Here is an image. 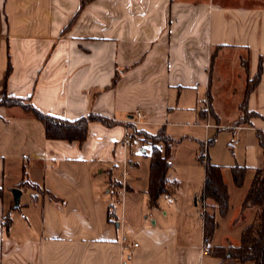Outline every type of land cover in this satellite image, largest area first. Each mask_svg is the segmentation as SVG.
<instances>
[{
    "label": "crops",
    "instance_id": "crops-1",
    "mask_svg": "<svg viewBox=\"0 0 264 264\" xmlns=\"http://www.w3.org/2000/svg\"><path fill=\"white\" fill-rule=\"evenodd\" d=\"M80 1L0 0V99L21 98L66 121L95 114L114 123H91L84 143H66L47 140L42 123L22 108L0 106V264H251L213 252L239 244L253 220L240 206L264 166L256 137L264 136V0H94L82 9ZM259 66L260 81L247 99L257 116L238 133L234 165L225 173L209 159L223 168L229 210L225 216L212 210L217 226L206 240L197 151L183 161L187 200L177 195L172 159L166 178L178 183L176 193L150 208L151 145L134 130L175 136L171 129H180L182 140H193L196 127L211 120L218 130L230 112L231 134ZM206 107L217 121L200 120ZM135 110L145 119L125 126ZM131 130L134 139L124 148ZM137 152L149 159L145 187L134 172ZM123 161L134 175L119 201L121 186L114 185ZM234 166L247 169L241 187L232 182ZM17 187L28 195L22 208L11 196Z\"/></svg>",
    "mask_w": 264,
    "mask_h": 264
},
{
    "label": "trees",
    "instance_id": "trees-1",
    "mask_svg": "<svg viewBox=\"0 0 264 264\" xmlns=\"http://www.w3.org/2000/svg\"><path fill=\"white\" fill-rule=\"evenodd\" d=\"M92 1L94 0H81L80 8H84ZM75 19L76 17L71 20V24ZM68 27L69 26H67L66 29H68ZM261 71V66H259L256 75L247 82L243 99L239 105V118L235 126H243L247 124L250 119L257 116L247 109V99L249 94L257 87L260 81ZM9 72L10 67H8L7 74H9ZM208 100L210 101V95H208ZM0 106L6 108L20 107L25 112L30 113L35 119L42 123L47 140L82 144L86 140L87 128L91 123H101L105 126L114 125L113 122L105 117L95 114H89L75 121L55 118L43 114L21 98L3 96L0 99ZM208 116H211L217 121L215 114L207 107L199 113L201 121H204ZM134 134L146 136L151 140L157 141V143L151 145L149 153V181L146 191L148 206L150 208H155L157 207L160 197H174L178 187L177 182H169L166 178L167 172L171 167V155L175 142L167 136L164 131H160L156 135H150L134 130ZM256 137L264 157V136L259 131L256 133ZM208 144H210V142H208ZM198 160L202 163L204 169L202 198L208 203L203 214V232L205 239L209 240L217 226V221L212 210L216 209L220 216H225L229 210V193L223 179V168L213 164L209 158H207L204 163L201 162L199 158ZM246 171V168L240 166H234L231 169L232 182L236 187H241L243 185ZM120 186L121 183L118 182L114 185V189L116 190ZM50 199L55 201V198L51 195ZM110 207L112 208V206ZM110 207L109 217L112 215ZM249 210L253 213V220L249 225L243 228L239 244L236 246L228 244L226 246L216 247L214 248V255L222 259L235 260L239 263L264 264V166L255 170V175L242 200L240 206L241 215Z\"/></svg>",
    "mask_w": 264,
    "mask_h": 264
},
{
    "label": "rangeland",
    "instance_id": "rangeland-1",
    "mask_svg": "<svg viewBox=\"0 0 264 264\" xmlns=\"http://www.w3.org/2000/svg\"><path fill=\"white\" fill-rule=\"evenodd\" d=\"M233 117L234 115L230 112L222 114V118H221L222 121L218 125V128H220L218 130L216 129L217 127L216 123L211 120H209L208 123L210 125H213V127L208 131H206L204 127H196L195 129L196 131H198V135H194L193 140H185V139L182 140V138L179 136L181 130L171 129L174 133L176 132L175 136H169L175 142L174 153H172L171 155V160L172 159L174 160L175 166L171 174L172 176L177 177L176 179L179 182V190L177 195L179 196L182 202L187 200L185 198V195L187 189H189L191 185L190 182H188L190 178L187 177L186 175V168L184 167L185 162L183 161H185L187 157L186 155L192 153L194 148H195V152L197 151L196 152L197 154H194L193 151V159L195 164L198 166V173H201V171L203 170V165L202 163L199 162L198 158H199V152L202 149L203 144L205 143L207 144V150H206L207 158L209 157V159L212 162L214 161V163L224 167L225 173H229L230 167L234 165L233 154L237 146L231 147L229 145V139L232 137V134H230V132L225 129L226 125H229L233 122L232 120ZM142 139L148 142L150 145L157 143V141L151 140L146 136H142ZM208 142H210V144H208ZM136 144H138V142H136ZM137 154L139 156L135 161L138 162L139 166L137 167V169L135 167L134 172L137 175L139 174L140 180H143V185L141 184V186H144L146 184V180L144 181V179H141V177H143V172H145V170L146 171L148 170L149 159L145 158L143 155H141L138 152ZM131 168H132L131 165L127 163V171L129 173V176L132 177L134 173ZM121 175H122V169H121ZM129 176L126 177V182H125L126 184L128 183L129 180H131L129 179L130 178ZM193 179L195 180V177ZM122 180L123 178L121 177V183ZM138 186H140V181L138 183ZM236 192L238 191H234V194H237ZM27 196H28L27 194H23V196L21 197L20 208L23 207L24 202L27 200ZM120 198L121 196H119L118 198L119 201L121 200ZM221 224L224 225V223ZM218 228L221 231L225 230L222 226H219ZM226 229H228V227H226Z\"/></svg>",
    "mask_w": 264,
    "mask_h": 264
},
{
    "label": "built area",
    "instance_id": "built-area-1",
    "mask_svg": "<svg viewBox=\"0 0 264 264\" xmlns=\"http://www.w3.org/2000/svg\"><path fill=\"white\" fill-rule=\"evenodd\" d=\"M145 119V114L141 111V110H135L132 114V116L127 119L124 123L125 126H132V127H136L137 125H139L143 120ZM204 128H209V127H213V125H210L208 122H206L203 125ZM232 137L229 139V145L231 147L237 145L239 143V138H238V133L240 131H242L244 129L243 126H231L230 128ZM134 139V134L131 131L127 132V134H125L123 140H122V145L124 148H129L131 146V143ZM207 144H203L202 149L199 152V159L201 162H205L207 160ZM129 176V173L127 171V162L123 161V169H122V175L121 177L123 178L122 183H121V192H120V196H121V200H123V196L125 193V187H126V177ZM121 243L123 245V249H129V246L126 244L127 240L125 237H122L121 239ZM138 246V244L134 243L132 244L131 247L136 248ZM207 253V250L204 251V254Z\"/></svg>",
    "mask_w": 264,
    "mask_h": 264
},
{
    "label": "water",
    "instance_id": "water-1",
    "mask_svg": "<svg viewBox=\"0 0 264 264\" xmlns=\"http://www.w3.org/2000/svg\"><path fill=\"white\" fill-rule=\"evenodd\" d=\"M11 194L14 201V208H18L21 197V191L19 189H12Z\"/></svg>",
    "mask_w": 264,
    "mask_h": 264
}]
</instances>
